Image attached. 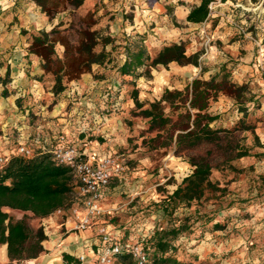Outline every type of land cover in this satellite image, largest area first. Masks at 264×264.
Here are the masks:
<instances>
[{
	"label": "rangeland",
	"instance_id": "1",
	"mask_svg": "<svg viewBox=\"0 0 264 264\" xmlns=\"http://www.w3.org/2000/svg\"><path fill=\"white\" fill-rule=\"evenodd\" d=\"M139 1L147 5L140 7L141 9H150L156 6L157 2L160 3L159 0ZM191 2L193 0H188L187 4ZM166 6L161 11H150L152 17H157L158 22L164 19V15H166L165 19L172 20L178 27L181 36L178 41L185 44L186 53L189 55L198 53V62L202 64V68L211 69L209 75L200 68L195 69V72L188 76L172 74L171 62L166 66L158 65L150 68L148 75L143 74L136 78L120 75L118 67L123 62V39L127 35L123 32L116 34L115 30L109 29L116 18H114L115 14L104 6L100 14H97L98 10L95 9L97 23L94 27L100 28L102 34L113 37L114 42L113 49L110 44L106 45V49L111 51L112 60L102 66L93 64L91 72H88L94 80V86L90 91L96 90L97 93L91 98L92 95L88 94L92 92L87 91L90 84L81 85V76L86 73L81 74L78 81H70L66 84V89L79 86L86 91L87 96H90V98H83L84 93L80 92V97L83 99L77 98L73 101L74 103L69 102L67 107L82 106V100L92 103L96 96L101 98L104 103L102 105L106 103L105 97L108 102H112L111 109L104 112L107 108L105 107L102 112L105 115L108 114L109 119L106 122L104 120L96 122V125H100V129L104 128V132L96 131L93 134L94 137L98 136L102 146L116 151L115 156L123 160L124 170L110 181L109 192L103 203L105 213L101 217L103 221L101 223H109L116 230H120L118 232L124 239L132 241H141L150 235L156 226L168 227L169 222L162 217V213L154 204L166 197L176 184L191 172L192 166L188 162V156L205 155L213 167L211 177L224 188V193L200 200L189 207L178 208L176 216L189 215L188 223L191 226L189 232L183 233L174 241V254L181 260H191L196 264H224L226 259L241 255L240 250L243 244H246L247 248L256 249L259 256L258 261L250 259L245 261L246 264H263L262 255L264 254L261 245L264 243V0H212L209 3L211 9H209L208 17L216 19L211 22V27L219 23L230 26L233 31L232 36L235 37L233 39H248L256 42L253 59L251 62L244 63L232 56L231 59L224 61L225 63L208 62L204 65L206 60L202 57L204 56L202 53L205 49L213 43L218 44V48L223 46L221 41L213 39L210 32L213 28L202 26L199 29L185 26L181 21L174 20L173 7ZM130 9L135 10V7L131 5ZM219 9L222 12L213 16ZM86 12L81 11L79 7L76 8L74 19L77 20ZM127 14L133 17L135 13L128 10ZM144 14L145 12L139 11V16L143 17ZM56 16L60 17L59 20H67L71 17L65 11ZM152 22L155 24L154 19ZM137 34L143 35L145 39L147 37L146 32ZM158 39L165 42L164 44L170 43L167 41L168 37ZM143 43L145 44V41ZM162 44L161 42L150 50L149 45L146 44L149 54L154 56L153 49ZM191 46L193 49L189 53L188 48ZM56 51L61 54L59 46L56 47ZM238 51L239 54H243L244 49L239 48ZM220 63L226 65V69L230 71L231 80L235 86L243 87L239 91L234 90L232 94L226 92L218 94L209 107V112L218 116L211 124L233 129V131L228 135L221 133L217 143H205L180 153L175 152L173 147L147 149L142 140L152 133L147 131V120L132 113L134 109L131 99L132 89L136 88L139 100L143 101L146 107L148 102L159 99L165 88L183 89L195 77L207 79L218 72ZM241 65L248 67L245 74L239 77L238 73H241L239 69L244 68ZM213 67H215L214 70ZM152 73L154 75L165 73L168 74V78L155 80ZM44 76L46 86L50 87L53 83L52 77ZM105 93L107 95L102 97L101 95ZM235 93L241 94L238 101L246 107V116L238 110L239 103L232 96ZM165 110L167 111L168 108L166 107ZM76 115L73 114L70 118H75ZM26 116L30 124L32 119L34 121L39 117L37 114H33V118ZM80 116L83 115L80 114ZM83 117H85V124L92 122V116ZM241 120L252 127L248 130L239 128ZM103 122L105 123L102 124ZM239 149H246L248 155L234 158ZM2 155L0 150V156ZM227 160L230 161L226 162ZM217 166L220 169H216ZM30 220L31 218L29 223ZM214 222L223 223V227L210 230ZM248 231H253L254 236L246 238ZM241 239L244 242H241ZM221 243L228 244L227 248L230 249L219 250ZM209 245L210 248H207Z\"/></svg>",
	"mask_w": 264,
	"mask_h": 264
},
{
	"label": "trees",
	"instance_id": "2",
	"mask_svg": "<svg viewBox=\"0 0 264 264\" xmlns=\"http://www.w3.org/2000/svg\"><path fill=\"white\" fill-rule=\"evenodd\" d=\"M33 1L49 19L64 11L71 16L67 20H59L49 29L34 32L28 46V51L40 59L43 71L40 78L43 75L52 77L50 91L53 96L63 93L68 82L78 81L81 74L91 72L93 64L102 66L112 60L111 51L106 49V45L110 44L113 49L114 38L94 27L97 23L96 11L88 10L77 20L74 19V10L84 0ZM211 1L200 0L191 6L185 20L191 23L207 20ZM143 41V35L124 36V57L118 67L120 75L133 78L148 75L150 68L166 66L170 62L199 65V54L188 55L181 41L162 44L154 56L149 54ZM57 46L61 48V54L57 53ZM242 87L235 86L230 71L222 64L218 72L207 79L195 77L183 89L165 88L160 98L148 102L146 107L139 100L136 88H133L132 113L145 118L147 131L152 133L143 138V144L149 150L173 147L175 152L180 153L205 143H217L221 133L228 135L233 129L211 124L218 116L209 112L210 104L219 93L232 94ZM232 96L239 103L238 110L246 116V107L238 101L241 94ZM32 114L27 113L28 116ZM239 123V128L244 130L252 127L244 120ZM52 145L49 143L43 148H34L31 156L13 154L5 164L0 165V243L6 245L10 264L35 258L44 250V231L41 226H31L29 219L46 217L59 208L67 209L72 202L76 186L72 170L55 162ZM246 155V149H239L233 157ZM188 162L192 166L191 172L166 197L154 204L169 226H156L150 235L140 241L148 257L146 264H196L191 260H181L174 254V241L189 232L191 226L188 223L189 215L179 217L175 213L180 207H189L200 200L224 193V188L212 179L213 167L207 156L191 155ZM6 209L20 210L23 214L17 218ZM222 227L223 223L214 222L210 230ZM120 260L122 264H138L128 253H122Z\"/></svg>",
	"mask_w": 264,
	"mask_h": 264
},
{
	"label": "crops",
	"instance_id": "3",
	"mask_svg": "<svg viewBox=\"0 0 264 264\" xmlns=\"http://www.w3.org/2000/svg\"><path fill=\"white\" fill-rule=\"evenodd\" d=\"M199 1L193 0V2L187 4L188 0H159L160 3L157 2L156 6L152 8L141 9L140 7L147 5H143L139 0H84L79 9L83 12L96 9L98 10L97 14H100L101 10L107 7L108 10L112 11V14H115L114 18H116L109 29L115 30L116 34L123 32L128 36L146 32L147 37L144 38V41L145 45H149L150 50L151 47H155L161 42L165 43L159 40V37H168V42H177L181 38L178 27L173 24L171 19H165L166 15H164V19H160V22H158L157 17H152L150 13L152 10H164L165 5H167V8L172 6L175 21H181L185 26L193 28L201 29L202 26L213 28L210 31L213 39L221 41L223 44L221 48H218V44L213 43L208 49H205V52L202 53L204 55L202 57H205L206 60L204 65L208 62L225 63L224 61L231 59L232 56H234V59L243 61V63L251 62L254 55V43L256 42L248 39H233L235 37L232 36L233 31L230 26L214 23V27H211V22L216 19H209L208 17L202 23H191L185 20L190 7L198 4ZM131 5L135 7V10L130 9ZM128 10L135 13L133 17L127 14ZM139 11L145 12L143 17L139 16ZM221 12L222 10L219 9L213 16L219 15ZM59 19V16L49 19L40 11L33 0H0V150L2 156L7 159L15 154V148L20 140L33 150L34 148H43L49 143H53L52 146H54L60 134L66 135L67 140L78 144L87 152L97 156H115L116 154L115 150L102 146L99 143L98 136L94 137L93 134L96 131L104 132V128L100 129V125H96L97 121L104 120L106 122L109 119L108 114L102 113L103 108L107 107L104 112H108L111 109L110 106H112L107 101V97H105V105H102L104 104L103 101L96 96V102L89 103L82 100V106L67 107L69 102L74 103L73 101L77 98H82L80 92L84 93L83 98H90V96H87L86 91L80 89L79 86H73L63 93L53 96L50 87L46 86L45 76L43 75L40 78L43 73L40 59L28 51L32 34L42 28H51ZM153 19L155 24L152 22ZM164 21H166V24H164ZM239 48L244 49L243 54H239ZM158 49L159 46L154 48V53ZM192 49L193 46L188 48V52L191 53ZM241 66L244 68L239 69L241 72L238 73L239 77L245 74L248 67ZM197 68L208 75L211 73V69L202 68L200 62L198 66L180 65L171 62V73L176 75L188 76L194 73ZM212 69L214 70L215 67ZM152 76L155 80L168 78V74L165 73H158L157 75L152 73ZM80 82L81 85L90 84L87 91L92 92V94H88L92 95L91 98L96 95V90L90 91L94 86V80H92L89 73L83 74ZM98 95L100 96V93ZM105 95L107 93L101 96L104 97ZM28 112L39 116L31 124L26 120ZM73 114L77 115L71 119L70 117ZM80 114L86 117L92 116V122L85 124V117L80 116ZM31 117L33 118V116ZM37 138L42 141L38 140L36 142ZM108 192L109 187L103 196L102 206ZM6 211L14 214L17 218L23 214L20 210L6 209ZM101 222H103L101 218H97L88 229L75 230V220L68 209L60 212L54 211L43 218H31V226H41L44 231L46 236L42 241L44 250L37 257L24 259L20 264H90V261L100 249V236L97 234V226ZM106 225L110 232L120 231L109 223H106ZM249 236L253 237L254 232L248 231L245 237L248 238ZM241 242H244V240L241 239ZM227 245L221 243L218 249L221 251L230 249L227 248ZM207 248H210V245ZM242 248L240 250L241 255L229 260L226 259L224 264H246L245 261L250 259L258 261L259 256L256 249H249L246 244H243ZM80 255H84L85 259L83 261L79 260ZM262 261L264 264V255H262ZM10 263L7 257L6 245L0 243V264ZM14 263L15 261H13Z\"/></svg>",
	"mask_w": 264,
	"mask_h": 264
},
{
	"label": "built area",
	"instance_id": "4",
	"mask_svg": "<svg viewBox=\"0 0 264 264\" xmlns=\"http://www.w3.org/2000/svg\"><path fill=\"white\" fill-rule=\"evenodd\" d=\"M35 141L38 142V139ZM51 151L56 163L69 166L72 170L76 186L72 202L67 209L74 217V229L86 230L95 219L104 215L103 196L111 179L119 176L124 170L123 160L114 155L97 156L87 152L78 144L67 140L64 134L58 136ZM15 154L31 156L33 150L20 140L15 148ZM7 160L5 156H0V165L5 164ZM63 210L59 208L56 211ZM97 234L100 236V249L90 264H122L120 260L122 253L130 254L138 264L148 262L142 242L124 239L119 232H110L104 223L98 224ZM261 250L264 254V243ZM78 258L80 261L85 259L84 255Z\"/></svg>",
	"mask_w": 264,
	"mask_h": 264
}]
</instances>
